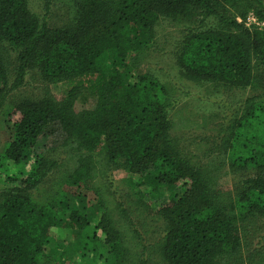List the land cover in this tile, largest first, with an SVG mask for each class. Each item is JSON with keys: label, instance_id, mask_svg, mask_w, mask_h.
<instances>
[{"label": "trees", "instance_id": "16d2710c", "mask_svg": "<svg viewBox=\"0 0 264 264\" xmlns=\"http://www.w3.org/2000/svg\"><path fill=\"white\" fill-rule=\"evenodd\" d=\"M44 2L39 19L28 0H0V264H55L46 247L60 231L75 240L63 257L80 264H95L99 244L108 264H152L137 224L145 187L167 194L154 213L163 264H264V30L244 24L248 14L264 22V0ZM52 4L66 7L64 23L46 20ZM161 20L180 30L173 56L189 80L254 92L204 165L174 132L206 120L172 112L170 89L142 64ZM29 74L42 91L15 96ZM45 136L60 160L35 151ZM116 170L130 176L123 194ZM226 170L239 176L233 191L220 185Z\"/></svg>", "mask_w": 264, "mask_h": 264}, {"label": "rangeland", "instance_id": "374dc122", "mask_svg": "<svg viewBox=\"0 0 264 264\" xmlns=\"http://www.w3.org/2000/svg\"><path fill=\"white\" fill-rule=\"evenodd\" d=\"M44 3V0H28V8L41 19L45 14ZM46 20L51 26L64 23L67 20L66 7L52 4ZM180 38L181 34L178 28L171 22L161 20L155 26L152 46L142 64L161 84L166 85L170 89L174 102L172 112L177 110L182 118L188 119L194 126L198 125L203 119L206 120L205 124L200 128L195 127L174 132V135L179 138V145L183 154L190 157L194 162L204 165L210 144L215 142L216 137L218 138L222 134L218 131L224 128L228 122L240 116L242 103L246 98L251 97L254 92L249 89L245 91H226L221 87H213L207 82L196 83L189 80L183 75L173 56L174 47L178 44ZM41 87L43 88L44 86L40 79L29 74L26 77L24 86L16 91L14 95L37 96L42 91ZM48 89L52 96L60 97L57 87L50 86ZM80 107V104L76 105V109L80 110ZM7 138L8 131H6L0 118V154L4 150ZM35 151L54 160L62 158L60 151L58 149L54 150L47 136L40 138L35 146ZM54 177L52 178L54 179ZM238 177V175L226 170L220 180L223 190L233 191ZM110 178L118 193L123 194L128 190L125 181L130 176L126 171L116 170L111 173ZM133 178L136 179L138 177ZM1 187L2 183L0 181ZM45 190L46 185H42L37 191L32 192V195L36 198L42 197L45 194ZM142 190V192L145 191L143 200L149 203L150 209L145 214L143 213L137 224L147 231L143 237V245L147 247L148 257L151 255L152 264H163L159 247L156 244L160 242L163 236L164 225L162 221L154 217V213L161 204L166 203L167 197L165 195L167 194L160 196L159 194L162 193L152 190L151 187H145ZM175 191L179 192L178 189H175ZM96 221L97 219L91 223L92 226L96 224ZM260 231L261 229L258 232ZM261 234H264V230L258 234L257 239ZM74 242L75 240L70 231H60L51 237L46 247V253L49 254L52 260H57L55 264H80L83 260L77 255L63 257ZM257 242L259 243V239ZM98 246L99 248L95 253L89 252L91 254V257L88 254L89 258L97 257L95 264H108V250L101 244ZM59 259L61 261H58Z\"/></svg>", "mask_w": 264, "mask_h": 264}, {"label": "built area", "instance_id": "2783aa9c", "mask_svg": "<svg viewBox=\"0 0 264 264\" xmlns=\"http://www.w3.org/2000/svg\"><path fill=\"white\" fill-rule=\"evenodd\" d=\"M241 20L238 19V22ZM244 24L249 29H259L264 30V22H260L253 14H248L246 17Z\"/></svg>", "mask_w": 264, "mask_h": 264}]
</instances>
